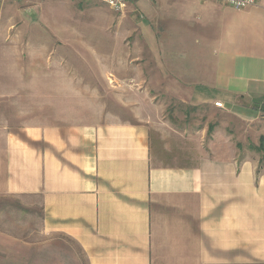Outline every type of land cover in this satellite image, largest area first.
<instances>
[{"label":"crops","instance_id":"obj_1","mask_svg":"<svg viewBox=\"0 0 264 264\" xmlns=\"http://www.w3.org/2000/svg\"><path fill=\"white\" fill-rule=\"evenodd\" d=\"M187 3L201 17H225L223 26L185 66L168 51L163 93L219 102L215 110L242 121L263 117L264 0L235 13L215 0ZM133 93L134 119L12 127L0 76V196H38L45 234L74 240L87 264H264L259 159L232 145L206 150L151 91ZM15 243L0 234V249Z\"/></svg>","mask_w":264,"mask_h":264},{"label":"rangeland","instance_id":"obj_2","mask_svg":"<svg viewBox=\"0 0 264 264\" xmlns=\"http://www.w3.org/2000/svg\"><path fill=\"white\" fill-rule=\"evenodd\" d=\"M187 1L129 0L116 11L101 0H0L3 120L20 127L134 119L133 88H144L165 105L167 120L206 150L232 145L264 168L263 153L252 148L264 136V116L242 121L217 104L195 106L163 93L168 51L185 66L204 50L208 30L223 26L225 17H201ZM43 217L38 196H0L1 237L16 239L10 250L1 245L0 264H87L74 240L45 234Z\"/></svg>","mask_w":264,"mask_h":264},{"label":"built area","instance_id":"obj_3","mask_svg":"<svg viewBox=\"0 0 264 264\" xmlns=\"http://www.w3.org/2000/svg\"><path fill=\"white\" fill-rule=\"evenodd\" d=\"M105 4L109 5L112 9L116 11H122L127 6L129 0H101ZM224 5L230 6L232 8L242 10L250 6L258 4L259 0H215ZM218 106H221V103H216Z\"/></svg>","mask_w":264,"mask_h":264},{"label":"trees","instance_id":"obj_4","mask_svg":"<svg viewBox=\"0 0 264 264\" xmlns=\"http://www.w3.org/2000/svg\"><path fill=\"white\" fill-rule=\"evenodd\" d=\"M253 149L260 151L263 153L262 159H264V136L262 135L260 138V145L252 146Z\"/></svg>","mask_w":264,"mask_h":264}]
</instances>
